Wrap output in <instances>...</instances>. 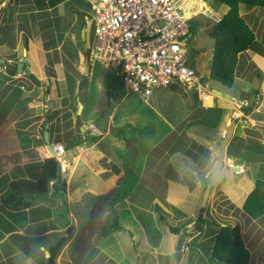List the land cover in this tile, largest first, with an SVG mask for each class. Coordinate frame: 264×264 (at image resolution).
I'll use <instances>...</instances> for the list:
<instances>
[{"label":"rangeland","instance_id":"1","mask_svg":"<svg viewBox=\"0 0 264 264\" xmlns=\"http://www.w3.org/2000/svg\"><path fill=\"white\" fill-rule=\"evenodd\" d=\"M2 1L0 0V6ZM203 1L196 0L191 6L197 5L199 9L214 10L223 15L225 8L220 0ZM10 9L16 12L17 3L10 6ZM240 10L245 13L250 8L242 5ZM254 16L264 17V9L255 11ZM73 17H77L76 25L71 34L68 33L67 52L66 49L62 52L68 58V70L77 78L79 85L75 90L77 96L72 99L71 110L68 109V119L67 113L59 116L60 121L65 123L64 134L60 136L68 142L83 134L91 140L98 136L102 138L109 135V138L97 147L96 141L81 144L69 163L67 183L71 188L73 203L77 202L72 206L75 233L61 250L56 264H87L88 255L95 247L108 254L116 264H223L211 257L214 238L222 224H239L245 233L243 238H249L247 247L252 253L251 264H264V246L260 247L255 241L261 234L258 233L259 226L239 209H235L234 205H230L229 201L220 204V197L215 199L216 194L222 193L217 191L221 181L212 189L205 207L204 218L212 221V224L199 234H195L192 229L198 217V212L194 209L203 204L204 187L212 180L221 151L220 143L230 126L234 125L236 129V138L232 145L229 144L228 154L257 156L263 162L260 163L263 167L258 168L260 174L264 175V85L258 92L257 102L244 111L250 113L251 120L249 115L242 119L235 109L237 107L228 102L230 100L234 104L232 97L250 100L254 93L255 78H264V66L259 57H241L232 88L212 80L215 38L211 34V28L216 23L200 15L192 20L194 36L190 40L189 50L193 61H197L192 66L204 78L203 82L208 89L194 91L172 83L156 89L152 98L143 99L125 86L113 67L108 68L98 60L93 66L87 67L85 46L93 45L94 25L87 24L88 39L85 43L79 37L78 16L73 14ZM247 22L260 40L264 33V23L260 26L250 20ZM71 43H75V48H71ZM24 44L22 40L19 46L25 50ZM256 54L264 58V49ZM39 55L42 57L40 51ZM20 58L23 59L22 55ZM1 65L3 64H0L2 79ZM218 93L222 94L215 95ZM39 101L40 106L29 111L31 121L38 114L43 115L36 118L41 120L44 117V108L47 107L42 96ZM80 103L83 109L79 115ZM226 117L228 119L223 125ZM10 126L12 125L8 127ZM31 130L39 135L36 128ZM198 135L201 140L197 138ZM195 138L204 142V146L213 148L210 151L213 154L211 178H205L204 172L199 175L191 172L184 176L187 171H184L182 151ZM62 145L65 148L66 145ZM52 157L48 155V158ZM109 158L111 160L108 164L106 160ZM155 162L159 165L158 169L154 168ZM228 164L229 159L225 167ZM111 167L115 168L114 172L120 175L119 178L109 176L106 170ZM181 173L183 177L180 176ZM198 181L203 186L195 204V193L189 195V192L198 187ZM125 182L131 185L128 199L117 200ZM181 206H184L185 213L178 209ZM223 206H227L226 209H222ZM53 210L59 217L58 228L64 232L67 229L64 217L67 214L66 207L62 204ZM0 213L3 214L2 211ZM13 216L7 213L4 218H0V239L4 237L10 224L17 229H23L26 225L25 214ZM43 227L44 225H39L35 229L42 230ZM173 227L179 228V234L172 232ZM62 232L50 235L49 244ZM9 242L0 246V253L7 251L12 241ZM24 258L21 254L8 264H18Z\"/></svg>","mask_w":264,"mask_h":264},{"label":"crops","instance_id":"2","mask_svg":"<svg viewBox=\"0 0 264 264\" xmlns=\"http://www.w3.org/2000/svg\"><path fill=\"white\" fill-rule=\"evenodd\" d=\"M68 1L69 0H59V3L55 5L54 0H3L0 6V35L7 30L8 26L13 27L17 38V45L14 52L17 54L18 61L6 60L5 58L2 59L6 60V63L9 65H14V63L18 64L19 62H23L24 65H27L25 72L23 66V72L21 74L17 72V75L8 74L6 67L1 66L3 78H0V212L2 211L3 214L0 213V218H4V215H7V213L11 216L14 215L13 217L23 213L26 215V225L22 227L23 229H17L10 224L9 229L6 230V234L0 239V246L5 243H10L9 240L12 234H24L26 228L27 231H25V234L33 237L46 236L47 242L49 243L51 240L50 235L63 231V229L58 228L57 221L59 217L57 212L53 210L57 208L58 205L60 206L63 204L64 207H66L67 214L64 215V217L67 227L73 225L75 221L72 214V206L77 204V202L73 203L72 201L71 188H69L68 183L67 203L62 199L61 193L58 192L57 187H53L54 182H52L49 195L30 199L31 202L34 201L33 205L31 204L30 208L20 213L5 212L1 207V196L7 190L8 185L12 181L18 179L35 180L40 173L42 162L49 159L48 155H52L48 149L47 143H41L44 134V126L46 132L49 134V143L51 145L54 144L52 142H55L59 138L60 144L67 145L68 143V140H64L60 136L64 134L63 129L65 128V123L59 119V116H62L61 113H68V109L71 110L73 103L72 99L77 96V91H75L74 98L70 94L67 74L69 73L72 75V73L68 70V58L66 54L64 55L62 52L64 49H66V52L68 50L66 41L68 39V33L71 34V30L73 31L77 21V17L75 19L73 17L74 13L66 8ZM15 3L18 5V10L13 12L10 6ZM22 7L25 8L21 10ZM223 7L225 8L223 15H225L228 12V8L224 5ZM257 10L258 9H250L249 12L241 13V15L244 16L246 21L250 20L255 25L261 26V24L264 23V17L254 16ZM74 16L77 15L74 14ZM222 16L219 15L221 18ZM68 27L70 30L69 32ZM22 40L25 43V50L23 47L21 48V46H19ZM55 41L58 44L57 49H53ZM71 45L72 49L73 47L75 48V43H71ZM9 51L10 48L8 44L0 47V54L3 56L10 54ZM39 51L42 57H40ZM21 55L23 59L20 58ZM243 55L254 58L258 56L260 62L263 63L264 66V58L260 57L255 52H244L239 56V60ZM51 65H54L55 76H50L49 68ZM29 69L32 71L35 78L42 82L41 84L34 82L33 79L30 78ZM73 78L77 80L75 76H73ZM260 81L262 88L264 85V78L260 79ZM78 85L79 83L77 80L75 90H77ZM220 94L222 93L215 95ZM41 96L43 97V102L46 104L45 107H47L44 108V117L40 120V118L36 117L43 114H38L34 116V120L31 121V117H29L31 112L29 113V111L40 106L39 104H41V101H39V98H41ZM228 102L234 107V104L230 102V100ZM48 112H50L49 116L46 114ZM4 114L8 116L6 117ZM245 114L249 115L250 119V113ZM47 117H50L49 123L45 125L44 123ZM227 119L226 117L222 123L223 125ZM9 125L12 126L8 127ZM32 128H36L39 135L33 133L31 130ZM86 137L85 135L84 138ZM67 138L68 137H66V139ZM108 138L109 135L102 138L98 136V138H96V147L100 143H104ZM197 138L201 140L200 135H198ZM235 138L234 136L233 139H231L230 145H232ZM190 143L191 144H189L184 152L182 151L184 155L182 163L184 165V171H187L184 176L190 175L191 172L194 175H199L200 172H204L205 178H211L213 172L211 171L213 154L210 151L213 150V148L208 145V147L204 146L205 143L196 138L195 141H191ZM128 145H130V143ZM131 147H134V143H132ZM200 154H202V156H200ZM227 158L229 159V164L224 168L223 180L220 182L219 188H217V191H221L222 193L219 195L216 194L215 199L220 197V204L223 201H229L230 205H234L235 209H239L248 218V214L240 208V202L244 199L246 194L253 189L255 179L264 180V177H257L264 176L261 175L259 171V168L263 167V164L260 163L263 162L255 155L228 154V151ZM110 160V158L106 160L108 164ZM71 162L72 160L70 159L68 161L69 166ZM255 164L257 166H254ZM146 166H148V164ZM154 168H159L156 162ZM114 170L115 168L113 169V167H111V169H107L106 171H108L111 178H119L120 175L115 173ZM68 173H70V169ZM182 175L181 173L180 176ZM202 186L203 184L198 181V187H195L193 191L189 192V195L195 193L193 197L195 204L201 193L200 188ZM115 189L116 185L114 183L113 190ZM57 199L61 201V204ZM227 206H223L222 209H226ZM201 208L203 207L200 205L195 207L194 210L199 213ZM178 209L185 213L183 210L184 206H181V208L178 207ZM250 219L259 226L258 233H261L256 238V243L260 244V247L264 246V216L258 220ZM39 225H44L42 230L35 229L36 226ZM46 225L49 226L47 227ZM242 233L245 235L243 231ZM244 242L245 245L248 246L249 238H245ZM9 245L7 251L0 253V264L4 262L8 264L11 259L19 257L22 254L13 242ZM262 251H264V247H262ZM24 259L25 260H20L18 264H34L32 260L27 258Z\"/></svg>","mask_w":264,"mask_h":264},{"label":"trees","instance_id":"3","mask_svg":"<svg viewBox=\"0 0 264 264\" xmlns=\"http://www.w3.org/2000/svg\"><path fill=\"white\" fill-rule=\"evenodd\" d=\"M220 2L228 8V12L222 16L218 24L211 28V34L215 38L211 79L228 88H232L235 81V71L239 63V56L249 51L260 53V50L264 49V33L261 39L258 40L254 29L249 25L244 16L241 15L240 8L244 5L250 9H264V0H220ZM54 3L55 5L58 4L59 0H54ZM67 5L68 10L78 16L80 27L79 37L81 39L82 30L87 27L85 17L89 15L92 3L90 0H69ZM192 31H194V27H192ZM87 39L86 33L85 43ZM5 44H8L10 54L6 56L0 54V58L18 61L17 54L14 52L17 45V38L12 26H8L7 30L0 35V47ZM57 47L58 44L55 41L53 49H57ZM1 66L6 67L8 74L17 75L18 64L9 65L5 63ZM26 66L25 64L24 72ZM49 70L50 76H55L54 65H51ZM28 71L30 78L34 82L42 83L35 78L30 69ZM258 78L260 79V76ZM67 79L70 94L74 98L77 80L69 73L67 74ZM257 98L255 102H257ZM252 106L251 104L250 107ZM46 114L49 116L50 112ZM66 116L68 119V113ZM49 118L47 117L45 120V125L49 123ZM45 132L46 128L44 126V134L41 140L42 144L46 142ZM84 136L74 138L67 143L61 162L55 157L42 162L40 173L35 180L18 179L12 181L1 196L2 209L7 212L20 213L30 208V199L49 195L52 182H54L53 187H57L64 202L67 203V178L69 177L68 170L70 169L68 161L74 158L76 149L81 144L85 142L94 143L96 141V138L91 140L88 137L84 138ZM52 143H54L53 145L60 144V138ZM126 182L122 190L118 193L117 200L125 201L128 199L131 185L129 183L126 184ZM206 187L207 185H205L204 191ZM240 208L254 220H258L264 216V180H254V187L240 202ZM204 212L205 208H201L194 222L192 229L195 234L202 233L207 226L212 224V221L204 218ZM171 230L175 235L180 232L179 228L175 227L171 228ZM74 233V225H69L64 232L56 237L52 244L47 242L46 236L33 237L20 233L12 234L10 240L24 257L32 260L34 264H56L61 250L73 238ZM42 248H45L50 253L49 258H46L45 251ZM88 256L87 264H116L108 254L96 247L90 251ZM211 257L223 264H251L252 254L245 245L242 229L239 224L234 226L231 224L220 225L211 249Z\"/></svg>","mask_w":264,"mask_h":264},{"label":"built area","instance_id":"4","mask_svg":"<svg viewBox=\"0 0 264 264\" xmlns=\"http://www.w3.org/2000/svg\"><path fill=\"white\" fill-rule=\"evenodd\" d=\"M194 2L93 0L85 17L87 24L94 25L93 45L85 46L87 67L97 60L113 67L125 86L143 99L152 98L156 89L172 83L188 90H207L204 78L192 66L197 62L189 50L194 36L192 20L203 15L218 24L222 18L214 10L191 6ZM232 101L242 119L247 117L244 111L251 106L250 101L236 97ZM53 147L55 158L61 162L64 146Z\"/></svg>","mask_w":264,"mask_h":264},{"label":"water","instance_id":"5","mask_svg":"<svg viewBox=\"0 0 264 264\" xmlns=\"http://www.w3.org/2000/svg\"><path fill=\"white\" fill-rule=\"evenodd\" d=\"M86 33H87V30L83 29L82 30V40H83V42L86 41ZM5 63H6V60L0 58V64H5ZM23 66H24L23 62H19L18 63L17 70H18L19 74H21L23 72ZM253 88H254V93H253L252 97L249 100L250 104L255 103L257 95H258V92H259V90L261 88V81H260V79L258 77L255 78V83H254V87ZM79 106H80V109L78 111V114L80 115L82 113L83 105L80 103ZM234 132H235V128H234V125H232V126H230L228 128L225 137L223 138V140L220 143L221 151H220L219 159H218V162L216 164L212 180L207 185V187H206V189L204 191V199H203V204H202L203 208H205L208 205V200L210 198V194L212 192V189L216 185H218L220 181L223 180L224 168H225L226 161L228 159L227 158V148H228V146L230 144L231 139L234 136ZM45 140H46V143L48 145V149L50 150L52 156L55 157L56 155H55L54 147L49 143V134H48V132L45 133ZM42 250H44V248H42ZM44 251H45L46 258H49L50 257V253L48 251H46V250H44Z\"/></svg>","mask_w":264,"mask_h":264},{"label":"bare ground","instance_id":"6","mask_svg":"<svg viewBox=\"0 0 264 264\" xmlns=\"http://www.w3.org/2000/svg\"><path fill=\"white\" fill-rule=\"evenodd\" d=\"M193 15H194V13H193Z\"/></svg>","mask_w":264,"mask_h":264},{"label":"clouds","instance_id":"7","mask_svg":"<svg viewBox=\"0 0 264 264\" xmlns=\"http://www.w3.org/2000/svg\"><path fill=\"white\" fill-rule=\"evenodd\" d=\"M53 146V145H52ZM60 162V161H59Z\"/></svg>","mask_w":264,"mask_h":264}]
</instances>
